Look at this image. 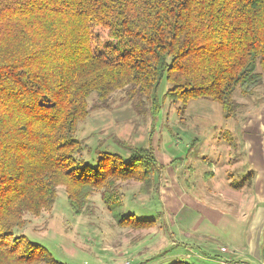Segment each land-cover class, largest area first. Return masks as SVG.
Wrapping results in <instances>:
<instances>
[{
	"label": "trees",
	"instance_id": "obj_1",
	"mask_svg": "<svg viewBox=\"0 0 264 264\" xmlns=\"http://www.w3.org/2000/svg\"><path fill=\"white\" fill-rule=\"evenodd\" d=\"M163 78L181 111L204 98L231 116L233 90L264 81V0H0V264H64L13 234L51 209L59 185L75 213L100 190L118 225H151L123 214L118 183L148 191L163 167L153 151L116 140L127 159L98 149L92 167L74 133L92 92L103 108L123 89L153 119Z\"/></svg>",
	"mask_w": 264,
	"mask_h": 264
},
{
	"label": "rangeland",
	"instance_id": "obj_2",
	"mask_svg": "<svg viewBox=\"0 0 264 264\" xmlns=\"http://www.w3.org/2000/svg\"><path fill=\"white\" fill-rule=\"evenodd\" d=\"M168 87L163 78L157 91L161 110L153 119L137 111L123 89L112 92L109 106L103 108L94 107L92 92L87 98L89 113L74 133L83 146L76 157L92 167L98 149L127 159L130 151L116 140L153 151L163 167L148 191L143 192L135 180L118 183L123 214L152 220L150 226L118 225L100 190H94L80 213H75L64 186L59 185L51 209L38 216L26 214L25 224L13 228V234L43 245L64 264H169L175 260L224 264L218 260L223 259L217 252L222 241L219 227L205 217L204 204L231 213L226 194L245 190L234 192L227 181L248 182L258 170L245 152L243 126L245 115L258 113L264 104V81L249 96L233 90L240 106L231 116L224 115L218 102L204 98L190 100L181 111L180 102L163 98ZM209 169L214 176L205 180ZM207 224L213 232L205 228Z\"/></svg>",
	"mask_w": 264,
	"mask_h": 264
},
{
	"label": "crops",
	"instance_id": "obj_3",
	"mask_svg": "<svg viewBox=\"0 0 264 264\" xmlns=\"http://www.w3.org/2000/svg\"><path fill=\"white\" fill-rule=\"evenodd\" d=\"M245 116V152L249 153L251 162L258 170L248 182L227 181L226 185L234 192L245 190L244 193L230 194L228 191L226 194L224 201L226 207H231V213H226L220 207L204 204L205 217L219 227L218 238L222 241L217 252L223 258L218 259L221 262L225 258H233L255 263L264 252V104L258 113H248ZM213 176V170H205V180ZM205 228L211 231L208 224ZM221 247H226L228 251L222 252Z\"/></svg>",
	"mask_w": 264,
	"mask_h": 264
},
{
	"label": "built area",
	"instance_id": "obj_4",
	"mask_svg": "<svg viewBox=\"0 0 264 264\" xmlns=\"http://www.w3.org/2000/svg\"><path fill=\"white\" fill-rule=\"evenodd\" d=\"M220 250L222 252L228 251L226 247H221ZM224 264H264V252L262 253V256L258 259L255 263H250L243 259H233V258H225L222 260Z\"/></svg>",
	"mask_w": 264,
	"mask_h": 264
}]
</instances>
